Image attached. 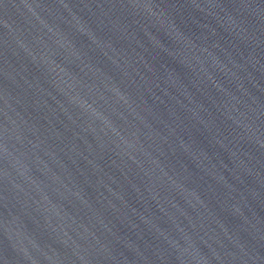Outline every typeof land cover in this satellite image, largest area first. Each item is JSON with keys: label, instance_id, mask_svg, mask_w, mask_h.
Instances as JSON below:
<instances>
[{"label": "water", "instance_id": "obj_1", "mask_svg": "<svg viewBox=\"0 0 264 264\" xmlns=\"http://www.w3.org/2000/svg\"><path fill=\"white\" fill-rule=\"evenodd\" d=\"M0 264H264V0H0Z\"/></svg>", "mask_w": 264, "mask_h": 264}]
</instances>
